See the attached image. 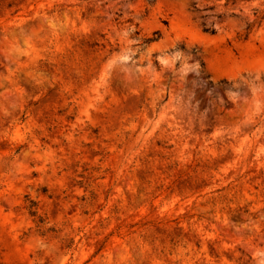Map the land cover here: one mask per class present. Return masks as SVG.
Instances as JSON below:
<instances>
[{
  "label": "rangeland",
  "instance_id": "obj_1",
  "mask_svg": "<svg viewBox=\"0 0 264 264\" xmlns=\"http://www.w3.org/2000/svg\"><path fill=\"white\" fill-rule=\"evenodd\" d=\"M0 264H264V0H0Z\"/></svg>",
  "mask_w": 264,
  "mask_h": 264
},
{
  "label": "trees",
  "instance_id": "obj_2",
  "mask_svg": "<svg viewBox=\"0 0 264 264\" xmlns=\"http://www.w3.org/2000/svg\"><path fill=\"white\" fill-rule=\"evenodd\" d=\"M212 33H214V31H212ZM28 211H29V213H30V215L32 217L38 218V221L37 222L39 224H41V225L44 224L43 218L38 215V211H37L36 203L35 202H32V204L28 206Z\"/></svg>",
  "mask_w": 264,
  "mask_h": 264
}]
</instances>
